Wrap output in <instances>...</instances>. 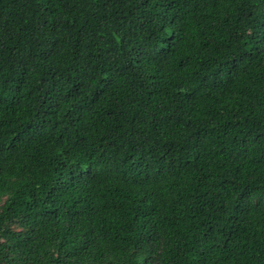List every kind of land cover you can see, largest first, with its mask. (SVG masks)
I'll return each mask as SVG.
<instances>
[{"label":"trees","instance_id":"1","mask_svg":"<svg viewBox=\"0 0 264 264\" xmlns=\"http://www.w3.org/2000/svg\"><path fill=\"white\" fill-rule=\"evenodd\" d=\"M0 264H264V0H0Z\"/></svg>","mask_w":264,"mask_h":264}]
</instances>
